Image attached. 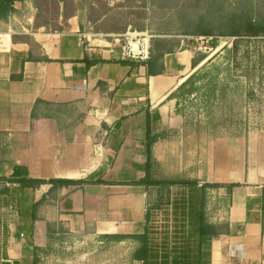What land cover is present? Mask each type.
Masks as SVG:
<instances>
[{"label":"crops","instance_id":"obj_1","mask_svg":"<svg viewBox=\"0 0 264 264\" xmlns=\"http://www.w3.org/2000/svg\"><path fill=\"white\" fill-rule=\"evenodd\" d=\"M16 20L13 12L0 22V264H34L35 249L39 256L50 244L48 226L142 247L127 236L143 235L148 215L156 219L152 195L163 189L139 183L146 176L148 118L157 136L153 179L228 185L173 186L170 227L148 228L155 264H264V178L211 177L204 152L196 172L155 176L157 167L172 169L167 155L181 154L164 152L177 140L167 131L184 121L178 100L169 97L194 72L192 49L166 53L159 62L165 73L148 77L141 62L123 60L119 47L93 40L78 22L49 33ZM184 167L193 171L196 163ZM51 179L87 183L22 188L18 182ZM201 203L216 235H198Z\"/></svg>","mask_w":264,"mask_h":264},{"label":"rangeland","instance_id":"obj_2","mask_svg":"<svg viewBox=\"0 0 264 264\" xmlns=\"http://www.w3.org/2000/svg\"><path fill=\"white\" fill-rule=\"evenodd\" d=\"M210 4L215 6L208 19L214 36L195 37L198 21L206 17ZM15 15L16 26L49 33L63 32L69 22H78L93 40L116 47V40L123 42L127 33H143L150 37L155 55L162 48L192 49L194 58L203 59L195 70L201 69V79L192 95L179 99L182 128L167 131L177 140L164 148L165 153L181 154L167 155L172 169L157 167L155 176L165 178L177 168L196 172L204 152L205 158L210 154L211 177L264 178V37L240 38L239 51L229 53L223 48L231 47L236 38L219 36L248 20L263 23L264 0H25ZM214 38L217 47L212 46ZM191 162L196 163L193 171L184 167ZM176 198L173 187L153 192L150 210L155 226L170 227L168 214ZM52 231L50 244L39 251L38 264H140L132 258L133 243L112 245L71 233L63 225L53 226Z\"/></svg>","mask_w":264,"mask_h":264},{"label":"trees","instance_id":"obj_3","mask_svg":"<svg viewBox=\"0 0 264 264\" xmlns=\"http://www.w3.org/2000/svg\"><path fill=\"white\" fill-rule=\"evenodd\" d=\"M24 1L25 0H0V22L7 20L9 16L13 12L16 11L15 9L16 5L21 4ZM213 14H215V6L213 4L212 5L210 4L206 8V17H201L198 21V28L196 31H199V32H196L194 34L195 37L204 36L206 38H212L214 36L212 30H210L211 28L210 24L212 22H209L208 20L209 18L213 16ZM219 36L223 38H226V37L236 38L234 42L232 43L231 47L225 46L223 49L228 50L229 53H237L240 49V43H241L240 38L264 37V22L262 23V22H256L253 20H248L246 21L245 24L239 25L235 28L232 27L229 32L227 31L220 32ZM211 43L213 47H217L218 45V41L215 38L212 40ZM166 53H174V52L171 50L169 51V50H166L165 48L164 49L162 48L159 55H155L154 53L151 52L150 59L147 60L146 62H141L143 66H145L146 68V74L148 77L163 75L165 73L164 65H160L159 62L160 60L164 58ZM202 60L200 59L198 60L196 58L193 59L192 68L194 72L181 84V86L177 89V91L169 97V99L178 100L177 101L178 112H181L179 99L185 96L192 95L194 91L197 90L196 83L199 79H201V76H199L201 69L197 71L195 70L197 69V67L199 66ZM204 67L205 66H203V68ZM156 140H157V136L153 133L152 127H151V118H148L147 128H146V149H145L146 176L139 183L143 185H147V186H154V187H160V188H167V187L171 188L177 185L189 186V187H197L201 185L203 189L221 188V187L228 186L226 184H221V183H204V182H198V181H182V180H165L164 181V180L153 179L151 170H152V165L154 161L153 146L156 143ZM12 182H15V180H13ZM18 182L20 183L22 188L36 187L37 185L41 183L52 184L54 188H57L59 186L81 185V184L87 183L86 181L75 182V181H70V180H55V179H51L49 181L20 180ZM94 183H103V182L101 180H98ZM230 186L235 187L237 185L231 184ZM200 206H201L200 213L198 215V226H199L198 235L200 236V238L206 235H216L217 234L216 228L213 225H209L205 222L202 203L200 204ZM172 207L176 209L177 205L173 204ZM147 221H148V224H147L148 228L154 226V224H151L153 221L151 220L150 215H148ZM148 228L143 235H135V236H127V237L140 240L142 243V247L136 250L133 255L134 261H139V262H142L143 264H155L156 259H158V252L155 248V242ZM48 232L50 234L53 232L51 226H48ZM34 253H35L34 254V264H38L39 256H38L37 249H35Z\"/></svg>","mask_w":264,"mask_h":264},{"label":"built area","instance_id":"obj_4","mask_svg":"<svg viewBox=\"0 0 264 264\" xmlns=\"http://www.w3.org/2000/svg\"><path fill=\"white\" fill-rule=\"evenodd\" d=\"M125 40H116L123 60L131 62H146L151 56L150 37L146 34L127 33Z\"/></svg>","mask_w":264,"mask_h":264}]
</instances>
